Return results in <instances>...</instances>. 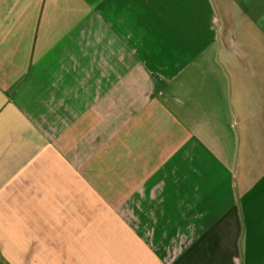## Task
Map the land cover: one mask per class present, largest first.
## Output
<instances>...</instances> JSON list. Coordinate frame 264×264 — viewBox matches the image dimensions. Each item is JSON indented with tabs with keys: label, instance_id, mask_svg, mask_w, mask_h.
<instances>
[{
	"label": "crops",
	"instance_id": "1",
	"mask_svg": "<svg viewBox=\"0 0 264 264\" xmlns=\"http://www.w3.org/2000/svg\"><path fill=\"white\" fill-rule=\"evenodd\" d=\"M210 3L0 0V263L264 264V169L207 154Z\"/></svg>",
	"mask_w": 264,
	"mask_h": 264
},
{
	"label": "rangeland",
	"instance_id": "2",
	"mask_svg": "<svg viewBox=\"0 0 264 264\" xmlns=\"http://www.w3.org/2000/svg\"><path fill=\"white\" fill-rule=\"evenodd\" d=\"M208 1L212 4L210 3L211 8L207 13V22L214 27V33L213 41L203 51L202 56L203 63H210L212 67L210 71L201 73L202 84L210 86L213 81L222 79V72L225 81L218 83L219 103L210 104L209 97L205 95V107H217L219 114H225L227 111L231 127L224 135L213 132L210 126L207 128V146L214 145L213 150L207 149V154L214 167L226 168L230 165L232 170L235 167L234 179L238 193L243 181L246 184L253 183L257 175L262 176L261 169H264V0ZM204 15L205 12L202 13V16ZM197 45L199 50V41ZM218 65L222 66V72L218 70ZM199 83L201 85L200 80ZM232 120L235 126L232 125ZM242 127L256 136L257 142L252 145L257 159L256 168L243 169L244 161H240L244 143ZM251 157L253 158V154ZM258 161L263 168H260ZM32 171H29L28 176H32ZM216 173H220L219 168L213 171V179ZM242 175L243 180L240 179ZM213 188L214 191L218 189L217 180ZM43 191L46 196V191L49 190L45 188ZM222 199L221 195H214V205L217 206ZM42 256V262L45 264L44 253Z\"/></svg>",
	"mask_w": 264,
	"mask_h": 264
},
{
	"label": "water",
	"instance_id": "3",
	"mask_svg": "<svg viewBox=\"0 0 264 264\" xmlns=\"http://www.w3.org/2000/svg\"><path fill=\"white\" fill-rule=\"evenodd\" d=\"M218 31H219V27H218ZM218 31H217V38H218Z\"/></svg>",
	"mask_w": 264,
	"mask_h": 264
}]
</instances>
